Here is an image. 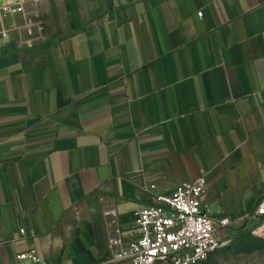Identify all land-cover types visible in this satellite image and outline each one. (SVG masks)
Listing matches in <instances>:
<instances>
[{"label":"crops","instance_id":"obj_1","mask_svg":"<svg viewBox=\"0 0 264 264\" xmlns=\"http://www.w3.org/2000/svg\"><path fill=\"white\" fill-rule=\"evenodd\" d=\"M199 176L202 208L249 228L264 0H24L0 18V264L30 246L115 264L102 210L127 235L139 208Z\"/></svg>","mask_w":264,"mask_h":264},{"label":"built area","instance_id":"obj_2","mask_svg":"<svg viewBox=\"0 0 264 264\" xmlns=\"http://www.w3.org/2000/svg\"><path fill=\"white\" fill-rule=\"evenodd\" d=\"M24 0H0V18L23 9ZM154 187V184H149ZM206 181L199 176L179 182L167 194L155 196V203L139 208L132 231L125 235L114 206L102 210L107 220L108 261L115 264H200L230 240L225 228L238 221L230 216H214L202 208ZM250 216L257 223L250 227L264 233V192ZM244 220V219H243ZM4 264H61L40 256L36 248L18 251Z\"/></svg>","mask_w":264,"mask_h":264},{"label":"rangeland","instance_id":"obj_3","mask_svg":"<svg viewBox=\"0 0 264 264\" xmlns=\"http://www.w3.org/2000/svg\"><path fill=\"white\" fill-rule=\"evenodd\" d=\"M252 206L253 200H250L248 213L245 214V224L249 228H238L240 223L226 227L227 236L234 232L230 240L200 264H264V233L250 230V227L257 223V219L250 216Z\"/></svg>","mask_w":264,"mask_h":264}]
</instances>
